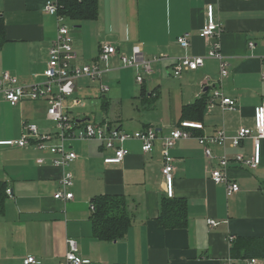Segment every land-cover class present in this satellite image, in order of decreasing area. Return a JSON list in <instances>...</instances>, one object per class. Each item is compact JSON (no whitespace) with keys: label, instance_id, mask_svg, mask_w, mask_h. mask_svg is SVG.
<instances>
[{"label":"crops","instance_id":"1","mask_svg":"<svg viewBox=\"0 0 264 264\" xmlns=\"http://www.w3.org/2000/svg\"><path fill=\"white\" fill-rule=\"evenodd\" d=\"M47 1L0 0L4 39L0 75L7 72L19 84L42 80L57 30L56 18L43 11ZM207 5L213 6L215 20L223 27L217 42L229 59L230 73L222 81V92L235 100V107L222 112L207 99L198 116L185 107L205 92L209 98L206 81L219 80L218 62L206 59L201 68L179 77H173L172 65L183 56L206 55L209 42L199 32ZM97 10L94 20L65 19L76 54L74 65L91 64L102 45L116 47L120 55L141 45L145 59H167L152 64L153 75L142 85L135 82L136 71L120 69L118 57L109 62L112 70L99 81L75 80L73 99L87 97L85 90L101 94L98 106L92 101L90 114L75 119L109 123L129 133L153 128L158 137L181 121L202 123L203 130H189L193 138L179 140L169 150L175 167L171 199L186 203L187 226L167 229L155 222L166 198L159 140L150 153H143L138 142H127L129 154L119 165L103 163L109 153L99 142H79L77 150L73 142L69 147L77 159L68 168L53 166L46 151L0 146V182L10 191L0 218V264H22L27 256L39 264H60L67 240L76 242L79 257L88 264H222L231 258L230 238H264V141L256 169L228 165L227 177L238 184L239 192L227 197L225 186L215 185L210 172L222 156L249 157L252 140H244L237 149L211 146L213 158L208 160L196 139L220 129L233 136L240 128L253 127L254 108L264 104V0H97ZM183 35L189 41L185 50L176 42ZM249 42L253 48H248ZM87 80L90 88L80 84ZM101 86L109 88L108 99ZM112 107L120 112L113 114ZM46 109L42 101L12 107L0 100V142L18 140L24 122L36 125L41 134L52 133L53 125L51 131L44 130ZM40 158L42 165L36 162ZM66 172L73 177V199L55 200ZM101 195L123 196L127 201L132 223L122 239L100 241L92 236L90 201ZM207 220L218 225L210 228Z\"/></svg>","mask_w":264,"mask_h":264},{"label":"built area","instance_id":"2","mask_svg":"<svg viewBox=\"0 0 264 264\" xmlns=\"http://www.w3.org/2000/svg\"><path fill=\"white\" fill-rule=\"evenodd\" d=\"M44 13L54 16L57 21L56 38L48 49V61L40 78L41 81L32 84H19L16 77L4 72L0 75V100L15 107L21 103L39 102L46 104V119L53 124V132L41 134L36 125L28 122L22 124L21 137L18 140L0 142V146L9 148H34L38 151H46L51 156L53 166L68 168L76 159L77 155L69 145L73 142H99L104 151L109 153L103 159L105 165H119L123 162L129 151L124 147L127 142L135 141L140 144L143 153L153 151L157 140L161 143V175L163 177V192L167 199L173 198L174 194V161L169 154L175 144L182 139L193 138L189 130H203L202 123L181 121L175 127L169 129L163 136L158 137L153 128H146L132 133L122 131L109 123H93L79 121L72 117L65 107V102L71 99L74 94V82L77 79L87 78L91 82H97L104 73L112 69L109 62L118 57L120 69H131L136 71L135 82L142 85L145 77L153 75L152 64L167 59L166 56H158L153 60L143 57L141 45L132 47L129 55H120L116 47L102 45L98 58L89 65L76 66L74 61L76 54L72 46L70 30L65 24V18L57 14L55 1L48 0L43 8ZM206 19L199 32V37L209 42V49L203 57L183 56L174 59L172 65L173 77H179L185 71H196L201 68L206 59L215 60L219 66V80L214 84L206 81L211 88V95L208 100L222 112L234 111L235 100L226 97L222 92V81L229 76L230 63L220 51L217 38L222 33L223 27L214 17L213 6H206ZM177 44L181 49L189 47L188 36L183 35L177 38ZM254 43L249 42L248 48H253ZM264 64V59H263ZM206 80V79H205ZM210 82V83H209ZM109 88L101 86V92L107 93ZM76 99H71V101ZM252 140V153L245 157L240 153L234 155L233 159L222 156L217 159V167L210 172V179L215 185H224L227 197L239 192V186L227 177L228 165L236 163L239 167L254 170L261 161L262 142L264 141V104L254 108L253 127L240 128L233 136H229L223 129L216 131L211 136H201L196 140L203 148L206 159L213 158L211 146H228L233 149L240 147L246 140ZM38 165L44 163V159L36 160ZM73 177L66 172L60 180V189L53 195L55 200L70 201L72 193ZM9 195L10 191H6ZM90 211H94L90 205ZM210 228L218 224L207 220ZM233 238H230V242ZM22 264H39L36 258L27 256ZM60 264H88L78 255V247L75 241L67 240V252ZM222 264H264V259L249 258L243 261H236L228 258Z\"/></svg>","mask_w":264,"mask_h":264},{"label":"trees","instance_id":"3","mask_svg":"<svg viewBox=\"0 0 264 264\" xmlns=\"http://www.w3.org/2000/svg\"><path fill=\"white\" fill-rule=\"evenodd\" d=\"M57 14L69 21L94 20L97 16V0H55ZM3 20L0 16V45L3 39ZM207 92L192 106L185 107L201 115ZM7 185L0 182V218L4 215L5 206L9 195ZM90 204L94 211L91 213L90 222L92 236L100 241H116L122 239L132 223L128 204L123 196L101 195L94 197ZM162 228H185L188 223L187 206L181 199H163L162 205L155 220ZM229 255L232 259L243 261L249 258L264 259V238H233Z\"/></svg>","mask_w":264,"mask_h":264},{"label":"rangeland","instance_id":"4","mask_svg":"<svg viewBox=\"0 0 264 264\" xmlns=\"http://www.w3.org/2000/svg\"><path fill=\"white\" fill-rule=\"evenodd\" d=\"M80 84L83 87H88V86H89V88L91 87L90 86L91 83L88 80L87 81H81ZM85 91H86L85 93H88L87 97H85V96H79L78 95V97H77L78 100H73V101H70V102L69 101L68 102H65V107L66 108H69L67 110H69L70 115L72 117H74V118H77L76 116L83 117V114L84 113L90 114V110L94 107V105L95 106L96 105L98 106L99 103H100V100L99 99H101V94L99 95L98 92H96L95 90L94 91L85 90ZM95 95L97 96V99H94L93 98ZM104 95L106 96L105 99H108V97L111 96V93L110 92L109 93H105ZM98 97H99V99H98ZM92 101H93L94 105H93ZM110 109H111L110 112H112L113 114H117V113L120 112V110H119L118 107H115V108L112 107ZM52 125L53 124H51L48 120H46L44 130H50L51 131L52 130L51 129L52 128ZM73 144H76L77 145L76 146V150L79 149L78 148V144H79L78 141L74 142Z\"/></svg>","mask_w":264,"mask_h":264},{"label":"water","instance_id":"5","mask_svg":"<svg viewBox=\"0 0 264 264\" xmlns=\"http://www.w3.org/2000/svg\"><path fill=\"white\" fill-rule=\"evenodd\" d=\"M206 90V89H205Z\"/></svg>","mask_w":264,"mask_h":264}]
</instances>
